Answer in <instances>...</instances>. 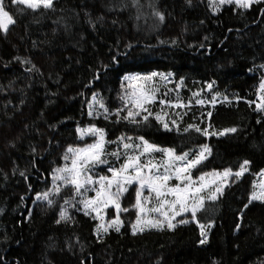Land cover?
Segmentation results:
<instances>
[{
	"label": "trees",
	"instance_id": "trees-1",
	"mask_svg": "<svg viewBox=\"0 0 264 264\" xmlns=\"http://www.w3.org/2000/svg\"><path fill=\"white\" fill-rule=\"evenodd\" d=\"M4 3L15 23L7 34L0 30V264H264V203L250 202L264 172V111L256 105L264 82V4L214 13L209 0H139L137 6L55 0L54 10L36 11ZM152 72L183 79L188 96L214 81L215 92L231 102L192 107L179 132L165 131L154 117L130 123L123 78ZM96 94L109 118L88 117ZM203 110L211 117H198ZM87 126L103 129L109 142L143 137L177 155L207 144L212 154L195 178L235 173L248 161L245 174L197 213L200 223L212 225L208 242L200 243L195 222L133 235L136 187L121 203L130 209L121 215L122 230L101 238L93 217L65 204L72 189L52 197V206L35 203L64 166L67 149L88 144L77 131ZM64 209L70 219L57 223Z\"/></svg>",
	"mask_w": 264,
	"mask_h": 264
},
{
	"label": "snow or ice",
	"instance_id": "snow-or-ice-1",
	"mask_svg": "<svg viewBox=\"0 0 264 264\" xmlns=\"http://www.w3.org/2000/svg\"><path fill=\"white\" fill-rule=\"evenodd\" d=\"M213 6L214 12L220 11V5H232L235 4L239 8L249 9L253 4H264V0H209ZM10 4L26 5L28 9L33 11L38 10L41 6L46 10H54V0H9ZM133 6L139 5V0H132ZM191 4V0H188ZM154 15L160 22H164L165 16L162 12L156 10ZM15 23L13 15L5 9L4 0H0V30L7 34L9 25ZM91 23V21H89ZM203 23V21H201ZM94 27V25H93ZM207 40L208 37H205ZM203 46V45H202ZM131 47V46H129ZM126 54V53H125ZM19 59V57H17ZM115 60V58H113ZM24 63H31L29 60H24ZM35 68V65L32 66ZM31 70V69H29ZM172 73H157L152 72L150 75L130 74L124 79L127 83L125 89V95L122 99L125 101V107L132 105L129 108L125 119L130 123H137L136 117L141 116V113L147 112V115L142 116V122L147 123L149 116L153 114L148 110L146 105L153 104L156 101V93L158 89L151 87L154 80L159 77L160 80L168 82L172 79ZM96 79H99V74H96ZM183 79L179 81L182 86ZM207 85L208 91H211L213 84ZM261 93H264V82L259 85ZM166 95V93H165ZM194 97H199L200 92L193 93ZM226 99V98H225ZM93 104H99L100 108L104 109L107 113L108 109L105 107L101 100H98L96 96L92 97ZM261 100L264 101V95L261 96ZM216 97H213L211 103L215 107ZM161 104H166L164 100L160 101ZM197 103L203 105L205 101L198 99ZM93 104L89 105V115H92ZM189 105L178 102L172 104L171 107L181 108L188 107ZM121 109L120 111H123ZM257 110L264 111V103L257 104ZM119 116L120 112L114 113ZM210 118L212 113L209 112ZM107 118V117H106ZM158 122L162 123L165 131H172L169 124L165 121L161 115L154 117ZM118 122V121H117ZM175 124V130L180 131L179 125ZM193 126L184 129L185 132L189 131ZM210 127V126H209ZM196 132L202 135H210L207 130L202 131L199 127H195ZM80 132L81 137L85 134L92 135L97 138V141L92 143L86 148H72L67 149V153L64 159L67 161L71 159V165H65L64 167L55 169V175L53 181L62 182L66 187L71 186L74 190V197H79L77 203L82 204L85 215H94V219L100 221L96 228L97 234L101 231L105 234L109 232V229H114L116 232H120L123 226V221L120 219L122 212H128L130 209L121 206V199L129 188L135 184L137 188L134 189L135 203L133 207L137 210V217L135 223L132 225V234L136 235L138 232H143L145 228H154L159 231H163L165 227L168 230L174 231L177 227V223H173L177 217L184 216L186 213L191 214L193 221H196L199 229L201 244L208 242V233L206 228L212 227L211 224L205 225L197 220V213L204 211L206 200L216 201L219 196L223 195L225 187L228 186V179L231 176L240 178L247 170L248 161L240 167V170L233 173L231 169H226L222 173L211 172L199 175L198 180L193 179L192 171L196 169L200 164L208 159L212 154V149L207 145L201 146L199 151L192 155L190 158L189 152H184L181 155H177L172 148H160L156 145L150 144L143 137H137L140 140V145L136 146L138 154L128 155L127 150L133 149L132 143H124L125 137L121 136L119 142L123 144V148L126 150V161L119 167H110L108 170L111 172V176L101 175L98 179H94L91 174L93 169L102 164H106L102 157L105 154L104 145L107 143L105 140V132L103 129L90 127L88 129H77ZM230 132H236L235 128L229 129ZM213 135L215 133H212ZM223 135L224 133H220ZM131 141L132 137H127ZM116 141H113L115 143ZM160 152L164 159L157 162L152 157V153ZM70 154V155H69ZM111 155L119 159V152H112ZM147 156L148 159L143 161L141 157ZM20 175H24L23 172ZM261 176L264 177V172H261ZM175 180L178 181L174 186H170L169 182ZM255 187V186H254ZM55 195H59L61 189L56 184L53 185ZM261 191L259 193L253 192L250 198L251 201L259 200L264 203V182L259 184ZM150 193L145 196L144 190ZM95 192L94 198H89L84 195L85 192ZM207 193V195H205ZM156 200V205L150 209L151 212L158 214L159 218H149L146 212L149 211L146 205L153 199V195ZM53 193L44 192L42 195H37L36 200L47 201L49 206L54 203L50 196ZM171 197V199H169ZM23 199V198H22ZM73 203L72 199L65 200V204ZM108 208L114 209L115 218L111 219L105 224V210ZM2 214V210H0ZM69 214L67 209H64L59 214V220H69ZM178 223L188 224L189 220L184 219ZM238 230V229H237Z\"/></svg>",
	"mask_w": 264,
	"mask_h": 264
},
{
	"label": "rangeland",
	"instance_id": "rangeland-1",
	"mask_svg": "<svg viewBox=\"0 0 264 264\" xmlns=\"http://www.w3.org/2000/svg\"><path fill=\"white\" fill-rule=\"evenodd\" d=\"M55 1V0H54ZM217 4H218V0H217ZM232 5H235V4H232ZM26 6V5H25ZM212 6V5H211ZM225 6H229V5H220V9L222 7H225ZM236 6V5H235ZM42 8V6L40 7ZM39 8V9H40ZM212 10L214 12V9H213V6H212ZM216 13V12H214ZM13 25V24H12ZM12 25H9V28L10 26ZM263 72H264V69H263ZM158 73V72H157ZM136 74H139V73H136ZM151 73L149 74H141V75H150ZM165 74V73H164ZM130 75V74H128ZM127 76V75H126ZM125 76V77H126ZM124 77V78H125ZM123 78V82L125 83V89L127 88V83L125 81V79ZM151 87H155L156 89H158V92L156 93V101L155 103L153 104H148L146 105V107L148 108V110L153 114L152 116H149V117H155L156 115H161L164 117L165 121L169 124V127L172 128L173 130H175V124H173V121L176 122V124L179 125V129H180V125L182 123V121L187 117V115L190 114V109L192 107H201L202 109H206V108H214L211 101L213 99V97H216V101H215V106L219 103H229L231 102L228 98L225 99V97H222L221 95L217 94L215 92V89L214 87L212 88L211 91H208L207 87L206 89H204L203 91L200 92V96L199 97H194L193 95L192 96H188L187 94L184 93V90H185V86L184 84L181 86L179 84V82H176L172 76V79L168 82H165V81H162L159 79V77H157L153 84L150 85ZM166 93V95H165ZM125 95V91H124V94L123 96ZM93 96H96L98 100H101L100 96L98 94L96 95H93ZM92 96V97H93ZM92 97L90 99V104H93V100H92ZM178 97H179V102L180 103H183V104H187L189 105L188 107H181V108H174V107H171L172 104H175L178 102ZM198 99H203L205 101V103L203 105H200L199 103H197V100ZM161 100H164L166 101L167 103L166 104H161L160 101ZM124 101V100H123ZM261 91L259 92V96H258V101L256 102V105L257 104H261ZM125 102V101H124ZM89 105L87 107V115L89 118H93V119H98V118H109V114L108 112L105 113L104 112V109L100 108L99 104H93V108H92V115H89ZM129 108H132V105H128V107H125V110L126 112L129 110ZM206 110H203V113H199L198 114V117L200 118H203L202 115H205L207 114V112H205ZM143 115H147V112H143L141 113V116H137L136 117V120L138 119H142V116ZM90 127H95V126H87L85 128H81V129H88ZM97 128V127H95ZM79 133V137L81 139V141L83 142H88L87 145L85 146H80V147H76V148H86L88 147L89 145H91L92 143L96 142L97 141V138L92 136V135H88V134H85L83 136V138L81 137V134L80 132ZM106 134V133H105ZM105 140L107 141V143H105L104 145V150H105V154L104 156L102 157L105 161H107L106 164H102V165H98L96 166L93 171H92V175H93V178L94 179H98L99 176L101 175H106V176H111V172L108 170L110 167H117L119 168L125 161H126V150L123 148V144L119 142V140L115 143L113 142H109V140L107 139V135H105ZM124 143H132L134 148L133 149H129L127 150V154L128 155H136L138 154L137 150H136V146L140 145V140H135V139H132L131 141H129L127 138H125L124 140ZM112 152H119L120 155H119V159H117L116 157H113L111 155ZM197 153V152H196ZM196 153H191L190 154V158L192 155H195ZM70 155V154H69ZM152 157L155 159V161L159 162L161 161L162 159H164V157L162 156V153L160 152H155V153H152ZM209 158V157H208ZM148 157L147 156H143L141 157V160L142 162L147 160ZM206 161V160H205ZM71 165V159L69 160H65V163H64V166L65 165ZM63 166V167H64ZM195 169L192 171V176H193V173H194ZM246 172V171H245ZM245 174V173H244ZM243 174V175H244ZM55 175V172L53 173L52 175V178H51V184H50V188L48 189V191L46 192H50V193H53V195L50 196V199L52 197H55L57 195H55L54 193V188H53V185L56 184L57 186L60 187L61 189V192L66 190V189H72L71 186H65L62 182H59V181H53V176ZM236 178L235 176H231L229 177L228 179V186L229 184L231 183V181ZM241 178V177H240ZM193 179H197L198 178H195L193 176ZM261 182H264V177L260 175L257 176L256 178V189H255V192L259 193L261 191V189L259 188V184ZM178 181H175V180H172L169 182L170 186H174L175 184H177ZM227 186V187H228ZM132 187H136L137 188V185L133 184L128 192L130 191V189ZM225 187V189L227 188ZM224 189V190H225ZM73 192V203H71V206L76 208L78 211H80L81 213H84V210H83V206L82 204L80 203H77L76 201L79 200L80 198L79 197H74V190L72 189L71 190ZM127 192V193H128ZM125 193L124 196L127 194ZM43 194V193H42ZM40 194V195H42ZM85 196L89 197V198H94L95 197V192L93 191H88V192H85L84 193ZM144 195L145 196H148L150 195V193L147 191V189L144 190ZM153 195V199L150 203H148L146 205V208L149 210L146 212V215L149 217V218H159L158 217V214L155 213V212H151L150 209H152L155 205H156V200H155V197H154V194H151ZM205 195H207V193H205ZM124 196L122 197L121 199V203H122V200L124 198ZM220 197V196H219ZM218 197V198H219ZM169 199H171V197H169ZM210 200H206L205 203L209 202ZM35 203H39V202H47V201H43V200H36V196H35V200H34ZM256 202H261L259 200H256ZM122 206V205H121ZM134 211L136 212L137 214V210L134 208ZM123 213H126V212H122L120 214V219H121V215ZM94 213L92 215H88V216H91V217H94ZM105 224H107L111 219L115 218V212H114V209L112 208H108L105 210ZM184 219H188L189 220V223H192V222H195L196 221H193L192 218H191V214L190 213H186L184 216H181V217H177L175 221H173V223H177V227L180 226V225H185V224H182V223H178L179 221L181 220H184ZM97 221V226L99 225L100 221L95 219ZM122 220V219H121ZM188 223V224H189ZM123 226H124V223H123ZM123 226L121 227V230L123 228ZM97 228V227H96ZM165 229H167L165 227ZM120 230V231H121ZM150 230H156L154 228L150 229V228H145V230L143 232H146V231H150ZM112 231H115L114 229H109V232H112ZM206 231L208 233V238H209V235H210V228H206ZM143 232H138L137 234L139 233H143ZM96 235L98 237H104L105 233H103L102 231L97 234V232L95 231Z\"/></svg>",
	"mask_w": 264,
	"mask_h": 264
}]
</instances>
